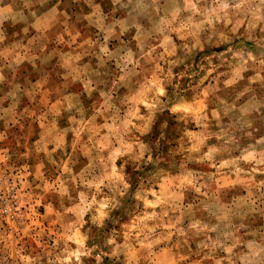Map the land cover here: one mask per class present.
I'll list each match as a JSON object with an SVG mask.
<instances>
[{"label": "rangeland", "instance_id": "1", "mask_svg": "<svg viewBox=\"0 0 264 264\" xmlns=\"http://www.w3.org/2000/svg\"><path fill=\"white\" fill-rule=\"evenodd\" d=\"M0 264H264V0H0Z\"/></svg>", "mask_w": 264, "mask_h": 264}]
</instances>
